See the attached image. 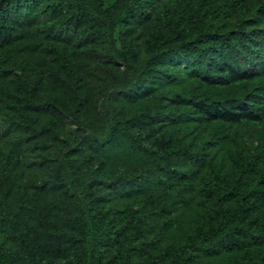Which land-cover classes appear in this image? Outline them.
Instances as JSON below:
<instances>
[{
  "label": "trees",
  "instance_id": "obj_1",
  "mask_svg": "<svg viewBox=\"0 0 264 264\" xmlns=\"http://www.w3.org/2000/svg\"><path fill=\"white\" fill-rule=\"evenodd\" d=\"M262 125L264 0H0V264H264Z\"/></svg>",
  "mask_w": 264,
  "mask_h": 264
},
{
  "label": "rangeland",
  "instance_id": "obj_2",
  "mask_svg": "<svg viewBox=\"0 0 264 264\" xmlns=\"http://www.w3.org/2000/svg\"><path fill=\"white\" fill-rule=\"evenodd\" d=\"M113 2V0H106V5L109 6L111 3ZM118 35V32L116 33V36ZM119 45V42L117 43ZM67 127L69 128V122L67 123ZM262 128H264V125L261 126ZM244 141L247 144H253L254 146L258 143V140H256V138L252 135L251 131L248 129V127L244 128Z\"/></svg>",
  "mask_w": 264,
  "mask_h": 264
}]
</instances>
